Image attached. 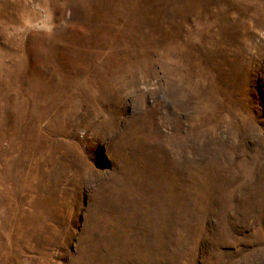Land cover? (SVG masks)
Instances as JSON below:
<instances>
[{"label":"rangeland","instance_id":"rangeland-1","mask_svg":"<svg viewBox=\"0 0 264 264\" xmlns=\"http://www.w3.org/2000/svg\"><path fill=\"white\" fill-rule=\"evenodd\" d=\"M0 264H264V0H0Z\"/></svg>","mask_w":264,"mask_h":264}]
</instances>
